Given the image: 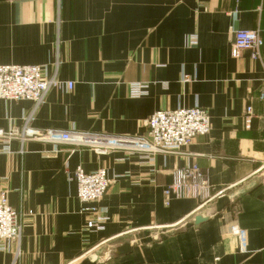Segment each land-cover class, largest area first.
<instances>
[{
	"label": "crops",
	"instance_id": "0c3cea01",
	"mask_svg": "<svg viewBox=\"0 0 264 264\" xmlns=\"http://www.w3.org/2000/svg\"><path fill=\"white\" fill-rule=\"evenodd\" d=\"M238 29L258 30L259 59L232 55ZM263 61L264 0H0V64L45 65L50 75L58 62L57 77L73 82L37 106L0 99V130L18 132L10 151L0 138V192L22 214L20 239L0 251V264H264ZM133 82L146 93L130 96ZM194 105L207 109L208 133L152 158L69 143L50 153L22 135H142L154 111ZM191 164L209 199L166 204L172 170ZM77 168L112 178L95 203L108 216L102 230L86 227ZM206 211L209 219L190 222ZM131 238L128 252L103 259Z\"/></svg>",
	"mask_w": 264,
	"mask_h": 264
},
{
	"label": "built area",
	"instance_id": "2783aa9c",
	"mask_svg": "<svg viewBox=\"0 0 264 264\" xmlns=\"http://www.w3.org/2000/svg\"><path fill=\"white\" fill-rule=\"evenodd\" d=\"M195 40L193 41V43ZM262 39L257 29H238L233 33L231 53L239 56L242 51H248L252 59L260 58ZM57 64L52 74L47 67L39 64H0V99L31 100L36 106L42 103L51 88L71 89L72 81L60 80L57 77ZM264 64V61H263ZM183 81H189L188 74H183ZM147 85L133 82L129 85V95L138 97L146 93ZM246 112H251L247 106ZM146 132L142 135L120 136L97 134L89 131L69 129H29L26 128L23 137L35 138L51 145L48 152L58 151V146L69 143L74 146H86L95 152L105 154L109 150L123 149L129 154L152 158L158 152L179 151L188 145L197 135L209 131L210 118L205 108L197 105L178 107L175 109H159L154 111L145 121ZM18 136V132H2L0 138H7L2 146L3 151H10L8 139ZM107 171L103 168L85 172L81 168L75 171L77 197L87 204L85 210L92 217L87 220V229L102 230L108 216L105 210L95 203L102 197L111 183ZM208 184L203 172L195 165H186L172 170L171 183L164 188L165 203L173 196L189 197L203 201L207 198ZM89 204V206H88ZM22 214L8 203L6 191L0 192V251L9 250L10 244L20 239Z\"/></svg>",
	"mask_w": 264,
	"mask_h": 264
},
{
	"label": "water",
	"instance_id": "95a60500",
	"mask_svg": "<svg viewBox=\"0 0 264 264\" xmlns=\"http://www.w3.org/2000/svg\"><path fill=\"white\" fill-rule=\"evenodd\" d=\"M224 195H219L218 197H223ZM229 200H232L231 199V196L228 197ZM211 211H206L204 213H201V214H198V215H195L192 217V219L190 220V222L194 225H198L200 223H202L203 221L209 219L211 217ZM134 241L133 238L131 239H127V240H124L123 242H121L119 245L117 246H113V247H109L108 249H106L103 254H102V257L104 260L110 258L111 256H114V255H119V254H123V253H126L129 251V246H130V242Z\"/></svg>",
	"mask_w": 264,
	"mask_h": 264
},
{
	"label": "rangeland",
	"instance_id": "374dc122",
	"mask_svg": "<svg viewBox=\"0 0 264 264\" xmlns=\"http://www.w3.org/2000/svg\"><path fill=\"white\" fill-rule=\"evenodd\" d=\"M194 40H195V42H196V38H195V36H189V41H188V42H189V45H191V44H195V42L193 43ZM188 76H189V75H188ZM185 82H186V81H185ZM139 83H141V82H139ZM186 107H187V106H186ZM174 109H175V108H174ZM206 110H207V109H206ZM207 112H208V111H207ZM208 114H209V113H208ZM209 118H210V117H209ZM207 133H208V132H207ZM207 133H206V134H207ZM203 135H204V134H203ZM197 136H198V135H197ZM195 137H196V136H195ZM195 137H194V138H195ZM194 138H193V139H194ZM193 139H192V140H193ZM192 140H191V142H192ZM191 142H190V143H191ZM190 143H189V144H190ZM185 146H186V145H185ZM85 147H86V146H85Z\"/></svg>",
	"mask_w": 264,
	"mask_h": 264
}]
</instances>
